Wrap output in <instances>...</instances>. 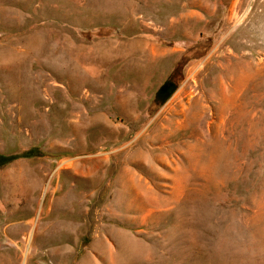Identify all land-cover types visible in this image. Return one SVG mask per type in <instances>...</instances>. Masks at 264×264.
I'll return each instance as SVG.
<instances>
[{"label":"rangeland","instance_id":"1","mask_svg":"<svg viewBox=\"0 0 264 264\" xmlns=\"http://www.w3.org/2000/svg\"><path fill=\"white\" fill-rule=\"evenodd\" d=\"M0 264H264V0H0Z\"/></svg>","mask_w":264,"mask_h":264},{"label":"bare ground","instance_id":"2","mask_svg":"<svg viewBox=\"0 0 264 264\" xmlns=\"http://www.w3.org/2000/svg\"><path fill=\"white\" fill-rule=\"evenodd\" d=\"M242 67H243V64L241 62H237L232 68H229V69L228 68H221V65H220V68L221 69H219V71H216V69H215V71H213V75H215V77H213V79H210L209 81L200 84V86H199L200 89H199V93L198 94L193 95V93L190 92L189 93V96L192 95V97L191 98H188V100L185 103L183 102L184 104H182V102H181L178 106H176V108L173 110V113L171 115V120L168 121V124H171V122H173V120L181 117L183 119V120L181 119L182 121H180V119H178L175 122L180 121V123L183 126L190 125L191 127L197 126L198 128H200V126L202 125V123L207 118L206 117L207 110H208L207 109L208 108L207 106H208V104H210L211 100L213 101V99L216 96L226 94V92L228 90H230V89L232 91H235L236 88H238V86L241 85V83H244L245 82L247 84L249 82V78L252 77V74L249 71V68H246V67H245V70H244V74H241V72H240L241 69L240 68H242ZM230 76H234L235 77V81H234V86H232L230 89H228L229 86H228V88H226L225 87L226 85L224 84L223 81H226L227 79H230ZM220 104H221V107H223V108L219 107L220 109L218 108V110L224 109V107H226V105L228 103H227V101H225L224 99H222V100H220L219 105ZM197 131L198 130L196 128H194V129L192 128V131H191V135L190 136L193 137V138H195L198 135L197 134L198 133ZM199 153H201V152H197V154L194 155L193 159H195V160H202L204 162V164H205V166H204V169L205 170H207L209 168V165L210 164H213L217 159L220 158V156L218 155V153H216L215 151H211V152L207 153L206 155H202V154H199Z\"/></svg>","mask_w":264,"mask_h":264}]
</instances>
